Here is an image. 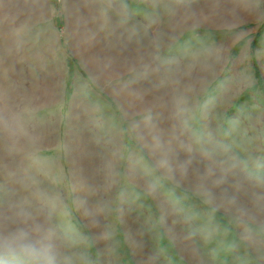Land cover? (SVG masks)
I'll list each match as a JSON object with an SVG mask.
<instances>
[{"label": "rangeland", "instance_id": "1", "mask_svg": "<svg viewBox=\"0 0 264 264\" xmlns=\"http://www.w3.org/2000/svg\"><path fill=\"white\" fill-rule=\"evenodd\" d=\"M256 69L264 0H0V226L58 264H264Z\"/></svg>", "mask_w": 264, "mask_h": 264}, {"label": "clouds", "instance_id": "2", "mask_svg": "<svg viewBox=\"0 0 264 264\" xmlns=\"http://www.w3.org/2000/svg\"><path fill=\"white\" fill-rule=\"evenodd\" d=\"M0 264H58L50 232L26 218L0 226Z\"/></svg>", "mask_w": 264, "mask_h": 264}, {"label": "trees", "instance_id": "3", "mask_svg": "<svg viewBox=\"0 0 264 264\" xmlns=\"http://www.w3.org/2000/svg\"><path fill=\"white\" fill-rule=\"evenodd\" d=\"M256 77H257V79H258V82H257V85L261 88V90H263V92H264V84H263V82H262V79H261V77H260V73H259V71H258V69H256ZM254 87H256V86H254ZM248 91V90H247ZM246 91V92H247ZM245 92V93H246ZM245 96L247 95V94H244Z\"/></svg>", "mask_w": 264, "mask_h": 264}]
</instances>
